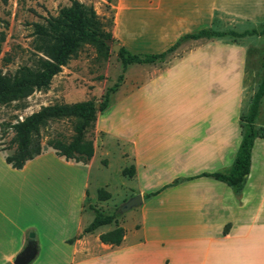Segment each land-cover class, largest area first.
<instances>
[{
  "label": "crops",
  "instance_id": "crops-1",
  "mask_svg": "<svg viewBox=\"0 0 264 264\" xmlns=\"http://www.w3.org/2000/svg\"><path fill=\"white\" fill-rule=\"evenodd\" d=\"M114 11V37L134 52H162L182 34L214 26L220 13L264 22V0H116ZM222 38L183 44L218 50L193 51L163 67L154 65H167L173 55L147 64L146 77L137 78L144 81L120 90L98 114L88 163L45 147L13 167L0 129V264H14L29 246L28 264H264V137L255 141L241 192L202 175L229 169L242 141L236 91L220 97L219 66L206 61L227 53L218 46ZM225 100L231 106L220 109ZM95 169L108 179L92 190ZM114 173L121 179L119 200L142 194L143 203L79 237L95 217L88 199L104 213L113 199ZM179 178L186 179L170 185ZM100 189L111 197L100 199ZM119 226L125 229L119 245L101 241Z\"/></svg>",
  "mask_w": 264,
  "mask_h": 264
},
{
  "label": "rangeland",
  "instance_id": "rangeland-1",
  "mask_svg": "<svg viewBox=\"0 0 264 264\" xmlns=\"http://www.w3.org/2000/svg\"><path fill=\"white\" fill-rule=\"evenodd\" d=\"M85 5L93 6L97 11L100 21L104 25L106 33L113 36V40L107 41L108 48L98 49L95 45L84 43L78 52L74 54L62 70L54 76L51 84L42 89H35L27 95H21L16 99L0 98V129L1 125L7 126V133L3 137V145L7 147L14 136V130L10 125L25 118L43 105L53 103H73L77 101L93 100L99 104L106 91L118 80L123 71V65L114 46H124L120 40L114 37L113 27L116 0H79ZM72 0H0V73L5 77L18 78L22 68L29 66L38 68L41 58H45L44 47L47 40L38 31L37 24L48 26L47 19L57 16L63 7L70 6ZM214 26L219 30L243 32L250 30L253 33L245 37L226 35L219 41L222 44L223 55L215 58H207L206 61L219 66V79L221 96H226L230 90H235L237 102L233 103L235 112L243 114L247 112L251 100L258 88L262 75V59L264 54V22L255 23L237 17L218 14ZM209 43L189 42L183 45L166 64L154 66H168L174 64L186 54L204 49L207 51L218 50ZM147 64L130 65L125 72V77L113 98L123 94L120 90L129 91L133 85L146 77ZM125 86V87H124ZM126 88V89H125ZM261 115L257 121L259 127L264 128V97L261 102ZM231 106L226 100L220 102V109ZM45 147L48 136L57 133L70 138L73 134V126L68 121L53 122L45 130ZM95 139L96 132L91 130L88 135ZM14 149H7L11 154ZM61 174V173H59ZM92 190L95 183L108 179V176L98 175L96 169L92 171ZM120 177L114 173L109 177L110 187H113L114 197L102 208L105 213L118 212L122 201L120 196ZM118 192V194H117ZM121 193V191H120ZM97 200L88 199L87 205H97ZM119 213V212H118ZM128 212L119 215V218L127 216ZM34 232L30 233L33 234Z\"/></svg>",
  "mask_w": 264,
  "mask_h": 264
},
{
  "label": "trees",
  "instance_id": "trees-1",
  "mask_svg": "<svg viewBox=\"0 0 264 264\" xmlns=\"http://www.w3.org/2000/svg\"><path fill=\"white\" fill-rule=\"evenodd\" d=\"M47 23L48 26L37 24L39 33L47 40L44 47L46 57L41 58L38 68L24 66L18 78L5 77L0 73V98L16 99L21 95L29 94L35 89L48 87L54 76L62 70V66L78 52L84 43H90L98 49H104L108 48L107 41L114 39L112 34L105 32L104 25L100 21L95 8L91 5H85L79 0H72V4L63 7L59 15L50 16ZM252 33L250 30L243 32L219 30L212 26L182 34L174 44L162 52H134L125 46H121L118 55L123 65V71L117 82L104 94L103 100L99 103V108L93 100L43 105L39 110L9 126L14 130V136L7 147L3 145V137L7 133V126L1 125L2 149H14L12 154L7 155V162L12 164L13 167L22 168L29 160L44 151V137L46 136L45 130L47 127L53 122L68 121L73 126L72 136L68 138L60 133L55 136L50 134L46 144L53 148L58 155L64 156L68 160L73 159L77 162L88 163L95 153L94 139L88 135L95 128L98 114L105 111L112 103L113 94L121 86L125 72L130 65L166 62L188 41L224 37L230 34L236 37H245ZM261 33H264V29ZM261 67L262 75L258 88L247 112L241 114L242 141L234 163L225 171L202 174L227 182L237 193L243 190L247 176L250 174L255 141L257 138L264 137V128L257 125L261 102L264 97V54ZM125 173L129 172L125 171ZM185 179H176L170 185L178 184ZM162 189L145 194L144 197L146 199L151 198ZM110 197L111 194L106 190H99L100 199L106 200ZM91 208L95 212V217L84 228L79 237L87 233H93L102 225L114 223L120 215L118 212L105 214L101 209L94 206H91ZM124 235L125 229L119 226L112 231L101 234L100 239L104 243L119 245ZM75 239L72 238L69 241L74 242Z\"/></svg>",
  "mask_w": 264,
  "mask_h": 264
},
{
  "label": "water",
  "instance_id": "water-1",
  "mask_svg": "<svg viewBox=\"0 0 264 264\" xmlns=\"http://www.w3.org/2000/svg\"><path fill=\"white\" fill-rule=\"evenodd\" d=\"M115 50L117 52L120 51L121 46L120 45H116L114 46ZM100 104H97V108H99ZM143 195L142 194H136L132 197H130L127 201H125L124 203H122V205L119 207L118 212L123 214L126 212H129L130 210H132L135 207L140 206L143 203ZM33 236V234H31ZM34 253V247L33 246H29L27 248V250L22 253L15 261L14 264H28V262L30 261V259L32 258Z\"/></svg>",
  "mask_w": 264,
  "mask_h": 264
}]
</instances>
